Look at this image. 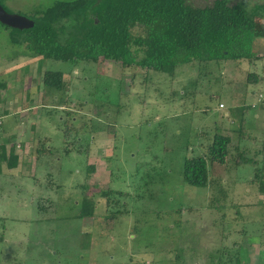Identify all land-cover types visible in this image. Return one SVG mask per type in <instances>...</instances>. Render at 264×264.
Masks as SVG:
<instances>
[{
  "label": "rangeland",
  "instance_id": "374dc122",
  "mask_svg": "<svg viewBox=\"0 0 264 264\" xmlns=\"http://www.w3.org/2000/svg\"><path fill=\"white\" fill-rule=\"evenodd\" d=\"M59 1L74 0L5 6L35 19L30 11ZM228 1L264 26V0ZM11 31L0 24V134L20 156L0 163V264H264V37L253 44L263 56L256 64L195 63L171 77L44 60L12 44ZM47 71L64 72V90L44 85ZM250 71L262 76L257 84H248ZM70 125L88 154H65ZM217 132L232 139L210 167L219 185H187L186 158L206 154ZM239 146L251 161L240 168ZM85 195L96 218H77ZM117 211L128 214L114 220Z\"/></svg>",
  "mask_w": 264,
  "mask_h": 264
},
{
  "label": "trees",
  "instance_id": "16d2710c",
  "mask_svg": "<svg viewBox=\"0 0 264 264\" xmlns=\"http://www.w3.org/2000/svg\"><path fill=\"white\" fill-rule=\"evenodd\" d=\"M258 17L244 4L231 5L228 0H215L212 6L205 8L190 6L186 0L59 1L34 19L33 29L12 30L11 42L16 46L27 44V50L36 57L68 63L72 67L79 62L96 64L102 60L174 77L177 68L183 65L229 61L251 64L261 60L263 56L253 50L257 37H264V26L257 24ZM135 29H141L142 34L135 33ZM64 76V72L47 71L43 83L62 91ZM259 79L257 74L249 73L247 81L253 85ZM0 88L5 85L0 84ZM242 129L241 125L237 131L240 139L244 137ZM66 130L65 142L72 145L65 146V154H88L89 150L81 141L79 144L77 137L73 138V125ZM211 138L206 154L197 156L192 152V157L185 160L184 182L191 187L207 190L219 185V181L211 177L210 167L216 156L230 154L232 139L218 132ZM7 145L3 140L0 163H18L15 150L8 151ZM235 150L237 167L251 163L244 149L239 146ZM43 152L45 150L37 151L41 156ZM88 169L94 171L95 167ZM111 194L112 191H103L101 196L109 199ZM96 209V202L85 195L77 218H96ZM124 213L128 214L117 211L111 216L115 220ZM176 213L182 214V210ZM3 239L1 237L0 241Z\"/></svg>",
  "mask_w": 264,
  "mask_h": 264
},
{
  "label": "water",
  "instance_id": "95a60500",
  "mask_svg": "<svg viewBox=\"0 0 264 264\" xmlns=\"http://www.w3.org/2000/svg\"><path fill=\"white\" fill-rule=\"evenodd\" d=\"M0 23L17 30L32 29L35 23L20 15H10L0 6Z\"/></svg>",
  "mask_w": 264,
  "mask_h": 264
},
{
  "label": "flooded vegetation",
  "instance_id": "af4514ba",
  "mask_svg": "<svg viewBox=\"0 0 264 264\" xmlns=\"http://www.w3.org/2000/svg\"><path fill=\"white\" fill-rule=\"evenodd\" d=\"M5 3H6L5 0H0V6H1V7H2V8H3L8 14H10V15H20V16L25 17V18H27V19H29V20H31V21H33V22L35 23V21H34V19H32V17H30V16H28V15H26V14H24V13L15 12V11H12L11 9H8V8L5 6ZM39 14H40V12H36V11H34V10L30 11V15L34 16V18L38 17ZM0 24L3 25L4 27L8 28V29H11V30H17V29H12V28H10V27H8V26L2 24V23H0ZM32 29H33V28H32ZM25 30H29V29H25ZM25 30H18V31H25ZM21 46H26V48H27V44H24V45H21ZM21 46H19V47H21Z\"/></svg>",
  "mask_w": 264,
  "mask_h": 264
},
{
  "label": "crops",
  "instance_id": "0c3cea01",
  "mask_svg": "<svg viewBox=\"0 0 264 264\" xmlns=\"http://www.w3.org/2000/svg\"><path fill=\"white\" fill-rule=\"evenodd\" d=\"M260 56H262V55H260ZM259 61H261V60H258V61H255L254 63L256 64L257 62H259ZM242 62H246L247 64H250V63H248L247 61H240V62H238V63H242ZM253 63H251L250 65H252ZM249 65V66H250ZM241 73V72H240ZM249 73H254V74H257L258 76H259V78H261L262 76L259 74V73H257V72H249ZM249 75V74H248ZM247 90V92H248V88L246 89ZM249 90H250V88H249ZM251 93H254V94H256V91H251ZM261 95V94H260ZM246 107H247V105H246ZM256 108H257V106H256ZM223 109H225V106H224V108ZM253 109H255V108H253ZM246 112H248V110H249V107H247L246 109ZM256 117H258V115L256 116ZM257 119V118H256ZM5 141V140H4ZM9 145V144H8ZM11 150V149H10ZM9 150V151H10ZM19 155V152H15V155ZM20 156V155H19Z\"/></svg>",
  "mask_w": 264,
  "mask_h": 264
},
{
  "label": "built area",
  "instance_id": "2783aa9c",
  "mask_svg": "<svg viewBox=\"0 0 264 264\" xmlns=\"http://www.w3.org/2000/svg\"><path fill=\"white\" fill-rule=\"evenodd\" d=\"M223 108H224V105L221 104L220 105V109H223ZM1 126H2V121L0 119V133H1ZM2 146H3V138L1 137V134H0V155H1V148H2Z\"/></svg>",
  "mask_w": 264,
  "mask_h": 264
}]
</instances>
